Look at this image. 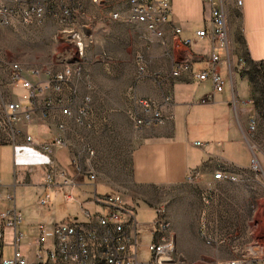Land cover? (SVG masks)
I'll return each instance as SVG.
<instances>
[{
	"label": "rangeland",
	"instance_id": "374dc122",
	"mask_svg": "<svg viewBox=\"0 0 264 264\" xmlns=\"http://www.w3.org/2000/svg\"><path fill=\"white\" fill-rule=\"evenodd\" d=\"M244 1L248 28L250 18L251 25L256 18L264 27L261 0H253L250 6L247 0ZM171 3L177 13V19L174 17L173 20L183 31L194 33L206 27L209 9L203 0H171ZM226 10L230 32L239 42L245 64L241 72H247L246 78L237 77L239 98L251 96L249 84L252 89L248 124L254 121L256 126L255 130L248 128L245 137L260 164V171L256 172L252 167H221L206 174L196 173L181 185L149 189H138L131 184L130 157L138 138L128 110L131 96L141 97L138 89L149 88V78L140 80L138 56L145 61L147 75L153 76L172 66L173 47L162 45L149 31L146 34L136 26L124 29L115 23L99 24V19L78 18L79 25L88 26L95 37L87 49L85 78L78 84L77 92L80 98L89 96L92 99L90 126L75 123L80 134L74 139V154L77 162L81 161L90 173L114 187L117 193L125 197L129 192H137L148 201H140L135 206L138 233L143 235L140 264L152 263V254L146 245L154 239L158 211H165L171 223L183 264H226L234 260H242L244 264H264V64H252L248 59L241 30V21L245 26L244 11L240 20L234 6L227 3ZM102 15L115 20L111 13L103 12ZM51 20L55 19L50 18L47 23ZM55 21L42 27L0 25V105L10 102L12 97L8 83L13 64L44 71L62 69L65 49L58 37L60 26ZM252 36L255 38L254 49L250 48L246 38L248 50L254 61H262L264 31L259 35L250 33L247 37L251 40ZM12 155L9 149L0 150V177L5 184L13 181ZM219 172L225 178L217 179ZM134 199L138 201L136 197ZM36 200L28 195L25 205H35ZM17 205L24 204L18 200ZM4 255L7 260L13 258V244L8 237L4 241Z\"/></svg>",
	"mask_w": 264,
	"mask_h": 264
},
{
	"label": "crops",
	"instance_id": "0c3cea01",
	"mask_svg": "<svg viewBox=\"0 0 264 264\" xmlns=\"http://www.w3.org/2000/svg\"><path fill=\"white\" fill-rule=\"evenodd\" d=\"M252 1L247 0L248 6L252 4ZM261 2L264 5V0ZM228 4L239 11L240 20H242L241 15L244 11L245 26L241 21V30L249 58L255 63L262 62L263 60L256 62L252 59L246 38L253 50L255 38L252 36L250 40L247 36L250 33L259 35L261 31H264V27L258 24L256 18H253L254 24L251 25L250 18L248 28L247 7L244 0L241 8L237 6L236 0H228ZM83 5L86 18L91 21L99 19V24L115 23L124 29L136 26L147 34V30L143 27L128 23L125 20L131 13V7L125 0H96V2L83 0ZM103 12L111 13V15L119 13L124 19L111 21L109 17H103ZM174 12L171 3L170 22L172 26L181 30L180 35L175 36L171 25L165 27L166 42L168 47H173L175 54L173 64L165 72H159L163 77L159 81L150 79L147 90L138 89L141 92L140 96L153 100L166 117L165 123L160 126L144 129L134 127L138 143L130 157V178L132 186L138 189L181 185L186 183L194 173L206 174L217 171L221 167L249 169L252 167V160L255 157L245 137L252 110V89L249 84L251 96L242 100L239 98L236 81L237 77L246 78L241 72V67L245 64L240 55L238 42L234 39V34L232 36L230 32L228 51L216 50L223 59L221 74L226 79V86L223 93L216 94L213 99H210L213 93L211 82L200 83L196 77L198 73L208 68L212 54L210 39L197 37L199 31L210 30V19L208 18L205 28L190 33L183 31L180 24L174 22V17L177 19V13ZM52 21L55 20H51L47 25L52 24ZM92 35L95 37L93 32ZM188 40H192L193 44L190 47H185L183 42ZM181 56L189 59V68L181 70L179 77H173L172 74L178 69L177 62ZM85 61L84 65H86ZM8 85L12 90L10 75ZM167 93L172 94V101L169 103L164 102V96ZM15 94L16 96L12 95L10 101L20 100L23 92L17 91ZM65 96L69 99L70 93H66ZM50 99L52 97L38 99L32 121L30 123L21 122L18 128L27 131L41 144L51 145L54 139H62L64 143L62 149H57L56 146L51 147L54 164L63 168L74 179L77 184L74 194L78 197L79 203L89 211L102 213L103 206L95 202V196L101 198L115 195L117 191L101 178H96L95 181L90 180L92 173L84 167L81 161H76L73 146L74 139L80 132L77 130L73 119L64 118L58 110L49 112L46 109ZM83 99L77 94L73 111H77ZM203 101L206 103L203 104ZM25 105L28 104L25 103ZM63 120L66 122V128L61 131L58 129V125ZM196 143H201L202 146H196ZM1 149H9L10 153L13 154V181L5 184L0 177V185L3 186L4 193L9 192L11 187L15 188L16 206L24 216V221L18 227V231L24 234L21 250L29 264H36L40 250L34 245V239L38 235V227L47 226V247H50L54 243L51 227L59 221L68 219L71 213L64 204L61 195L56 194L54 190L45 185L48 168L45 165L46 156L43 153L28 145L24 138H20L16 145L0 144ZM46 193L51 195V209H39L34 204L25 205L28 195L32 199H38ZM124 198L128 204L135 206L140 201L148 203L137 192H129ZM18 200L24 205L18 206ZM0 205H6L5 208L0 207V211H5L10 206L9 203L5 202V198L0 201ZM61 208L64 210L63 215L60 213ZM77 215L83 220L79 211ZM6 237L13 243V232L6 231L4 238L0 241L2 245L0 263L1 260L5 259L4 241ZM141 237L143 239V235Z\"/></svg>",
	"mask_w": 264,
	"mask_h": 264
},
{
	"label": "built area",
	"instance_id": "2783aa9c",
	"mask_svg": "<svg viewBox=\"0 0 264 264\" xmlns=\"http://www.w3.org/2000/svg\"><path fill=\"white\" fill-rule=\"evenodd\" d=\"M128 5H136V13H129L125 20L151 31L153 38H161L162 45L166 46L165 27L171 25V0H125ZM241 7L243 0H239ZM96 2V0H93ZM209 9L210 30L199 31L198 38L208 37L212 45V54L208 68L197 74L200 83L210 81L213 88L212 97L224 92L226 79L221 74L223 59L216 50L228 51L230 43V29L227 20L226 4L228 0H203ZM85 18L86 13L83 0H0V24L3 27H42L50 18H54L60 26L58 37L64 43L66 59L62 62V69L40 70L27 69L16 63L11 66L10 79L13 85L12 95L22 91L20 100L2 103L0 105V144L16 145L20 138L46 156L45 165L48 172L45 176V185L61 195L64 204L71 213L68 219L59 221L51 227L54 238L52 246L47 247V226L38 227V235L34 245L40 250L36 264H140L139 254L142 241L137 231L136 208L128 204L123 195L117 193L104 197L95 196V202L103 206L102 213L89 211L79 203L74 194L77 186L74 179L61 167L54 164L51 147L62 149V139H54L50 144H41L27 131L18 128L21 122L30 123L37 107L38 99L52 97L46 109L58 110L66 119H73L75 123L89 127V117L92 113V99L87 96L83 99L77 111L73 105L78 92V84L84 77H77V70H84V61L93 35L88 26H80L78 18ZM115 20L124 17L119 13L112 15ZM175 36L181 30L172 26ZM192 40L183 42L185 47H190ZM76 48H84L82 64L69 63V56H75ZM190 61L186 57L177 62L178 69L173 72V77H179L181 70L189 68ZM140 80L152 79L159 81L162 74L147 75L145 61L138 56ZM66 93H70L67 99ZM172 101V94L164 96V102ZM28 104V105H25ZM203 104L206 101L202 102ZM128 116L137 129H144L163 125L166 117L158 105L149 98L131 96V106ZM255 122H250L249 129L255 130ZM66 128L65 120L61 121L58 129ZM196 146H202L196 143ZM252 168L260 171V164L255 158ZM194 173L193 176H195ZM191 176L189 180L193 177ZM217 179L225 178L223 173L216 174ZM90 180L95 181L96 176L91 174ZM188 180V181H189ZM11 206L5 211H0V241L6 231L13 232V258L3 259L0 264H29L21 250V241L24 234L18 231L19 225L24 221L22 212L16 206L15 188L4 193L0 185V201ZM35 205L39 209H51V195L46 193L40 196ZM83 216L79 218L77 212ZM156 220L155 239L146 246L152 254L151 264H183L180 254H172L173 231L165 211H158ZM210 243V242H209ZM2 245L0 244V253ZM226 264H244L242 260L230 261Z\"/></svg>",
	"mask_w": 264,
	"mask_h": 264
},
{
	"label": "bare ground",
	"instance_id": "6f19581e",
	"mask_svg": "<svg viewBox=\"0 0 264 264\" xmlns=\"http://www.w3.org/2000/svg\"><path fill=\"white\" fill-rule=\"evenodd\" d=\"M236 4L239 8H241L239 0H236ZM130 7H131V13H136V5H130ZM149 32L151 33V31ZM156 39L161 41V38H156ZM83 56H84V48H76L75 56H69V62H72L75 64H82ZM83 72L84 70H77V77H83ZM172 254H178L177 243H176L174 234H173V241H172Z\"/></svg>",
	"mask_w": 264,
	"mask_h": 264
},
{
	"label": "trees",
	"instance_id": "16d2710c",
	"mask_svg": "<svg viewBox=\"0 0 264 264\" xmlns=\"http://www.w3.org/2000/svg\"><path fill=\"white\" fill-rule=\"evenodd\" d=\"M242 41H243V44L245 45V48H246V43H245V40H244V36H243V34H242ZM238 44H239V42H238ZM246 52H247V49H246ZM247 55H248V59L250 60L248 52H247ZM250 62H251L252 64H260V65H261V64H264V60H263L262 62H260V63H255V62H253V61H251V60H250ZM242 75L247 77V72H242Z\"/></svg>",
	"mask_w": 264,
	"mask_h": 264
}]
</instances>
